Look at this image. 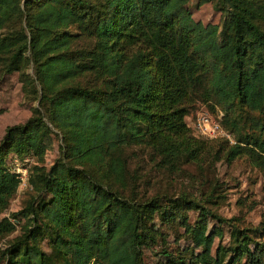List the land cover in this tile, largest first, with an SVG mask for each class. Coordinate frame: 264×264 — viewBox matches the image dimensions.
<instances>
[{"label":"trees","instance_id":"16d2710c","mask_svg":"<svg viewBox=\"0 0 264 264\" xmlns=\"http://www.w3.org/2000/svg\"><path fill=\"white\" fill-rule=\"evenodd\" d=\"M186 3L0 0V77L31 61L32 75L21 72L23 88L38 98L27 119L7 125L0 139V236L20 223L1 264H140L143 234L152 237L144 218L170 202H198L129 195L130 145L176 163L205 159L220 143L215 159L245 153L264 178V0H218L225 11L220 30L194 20ZM81 34L92 36V45L71 48ZM212 96L228 132L238 129L228 117L237 104L259 113L251 117L259 135L238 132L230 141L191 132L185 115ZM54 132L59 154L46 168ZM23 154L34 158L24 182L33 194L5 214L22 183L10 158ZM203 210L219 223L230 220ZM248 229H232L212 252L222 227L207 232L195 223L191 238L200 251L187 259L165 252L166 264H264V244Z\"/></svg>","mask_w":264,"mask_h":264},{"label":"rangeland","instance_id":"374dc122","mask_svg":"<svg viewBox=\"0 0 264 264\" xmlns=\"http://www.w3.org/2000/svg\"><path fill=\"white\" fill-rule=\"evenodd\" d=\"M217 1L187 0L186 5L194 20L203 25H218L220 30L224 24L225 11ZM92 43V36L81 34L74 39L71 48L89 47ZM21 72L32 75V62L25 60L20 70L4 73L0 77V108L2 110L0 139L7 125L25 121L31 114L32 107L38 104L36 93L31 89L28 91V88L24 90ZM36 87L39 89V86L36 85ZM221 110L222 107L217 98L212 96L207 100L196 101L185 115V120L191 132H195L193 122L199 113L206 112L215 117L221 116ZM258 116L257 111L245 105L236 104L228 115L229 119H235L238 122V129L232 133L229 132L233 141L238 132L243 136L247 133L259 135L258 129L251 122V117ZM60 142V135L57 132L52 133L51 145L46 150L44 158L46 168L58 156ZM220 147V143L216 144L211 156L205 159L180 160L176 163L161 160L158 155L143 145H130L126 148V153H129L128 169L132 179L127 187L129 195L137 196L136 198L141 200H147L154 195L163 202L185 195L198 202L197 207L192 208L175 207L174 203L170 202L164 208L159 207L151 216L144 218L147 228L145 230L152 237L143 234L140 264H166L165 252L180 254L187 259L191 251H200L201 247L195 246L191 238V229L195 223L204 224L207 232L215 230L217 226L222 227L223 234L215 235L213 238L212 252L218 243H228L230 232L234 228H250L248 230L251 236L260 244H264L263 173L245 153L229 161L224 155L215 159V150L223 153ZM33 163L34 158L26 154L10 158V166L15 171L18 167L27 170ZM132 183L133 191H131ZM32 194L33 190L30 186L20 183L5 214L20 209ZM203 208L230 220L219 223ZM15 222L17 223L16 220ZM19 231L20 223H17L14 231L0 236V253ZM43 247L50 251L45 244Z\"/></svg>","mask_w":264,"mask_h":264},{"label":"built area","instance_id":"2783aa9c","mask_svg":"<svg viewBox=\"0 0 264 264\" xmlns=\"http://www.w3.org/2000/svg\"><path fill=\"white\" fill-rule=\"evenodd\" d=\"M193 126L195 133L201 134L202 136L210 138L226 137L230 141H233L231 134L221 125L219 116L212 117L206 112H201L196 116ZM23 169L17 168V171L21 173L22 183L25 182L27 171L26 168Z\"/></svg>","mask_w":264,"mask_h":264}]
</instances>
